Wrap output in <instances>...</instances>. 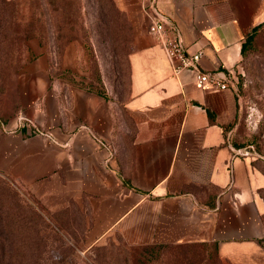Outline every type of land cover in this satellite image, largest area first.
I'll return each mask as SVG.
<instances>
[{
	"label": "crops",
	"instance_id": "crops-1",
	"mask_svg": "<svg viewBox=\"0 0 264 264\" xmlns=\"http://www.w3.org/2000/svg\"><path fill=\"white\" fill-rule=\"evenodd\" d=\"M115 3L133 25L122 103L81 88L61 98L39 83L16 115L32 125L0 122V175L66 224L84 253L202 245L231 264H264V173L226 131L237 93L175 73L148 31L152 5L202 52L200 69L232 71L264 0Z\"/></svg>",
	"mask_w": 264,
	"mask_h": 264
},
{
	"label": "rangeland",
	"instance_id": "rangeland-1",
	"mask_svg": "<svg viewBox=\"0 0 264 264\" xmlns=\"http://www.w3.org/2000/svg\"><path fill=\"white\" fill-rule=\"evenodd\" d=\"M132 27L115 0H0V120L15 118L39 83L61 98L81 88L122 103ZM250 39L232 69L238 114L226 131L264 171V20ZM33 70L47 77L32 78L27 73ZM0 179V191L10 186L39 213L29 216L35 224L29 228L15 221L20 200L0 198L10 207L0 206V264H231L216 248L202 245L135 248L128 255L116 254L117 247L94 246L84 253L83 240L66 224L53 222L13 179Z\"/></svg>",
	"mask_w": 264,
	"mask_h": 264
},
{
	"label": "built area",
	"instance_id": "built-area-1",
	"mask_svg": "<svg viewBox=\"0 0 264 264\" xmlns=\"http://www.w3.org/2000/svg\"><path fill=\"white\" fill-rule=\"evenodd\" d=\"M148 31L163 48L167 58L172 62L173 71L178 73L183 70H189L194 75L197 84L209 85L219 89L235 90V76L229 70L204 71L199 68L198 62L202 56L201 51L189 52L180 35L177 27L155 7L151 5ZM18 125L26 123L32 125L31 121L17 116ZM17 126V125H16ZM2 129L10 130L11 128L4 124ZM240 155H249V150L238 149Z\"/></svg>",
	"mask_w": 264,
	"mask_h": 264
},
{
	"label": "trees",
	"instance_id": "trees-1",
	"mask_svg": "<svg viewBox=\"0 0 264 264\" xmlns=\"http://www.w3.org/2000/svg\"><path fill=\"white\" fill-rule=\"evenodd\" d=\"M7 2V1H6ZM5 2V4L7 5L8 4V2L6 3ZM256 27H257V25L255 26V27H253L252 29H251V31L247 34V36H246V38H245V41L242 43V45H241V55H243L244 54V52L246 51V49H247V47H248V45H249V43H250V41H251V39H250V36H251V33H252V31L253 30H255L256 29ZM126 62H127V59H126ZM94 92V91H93ZM95 93H97V94H100V95H103V96H105V97H107V99H110L109 97H108V95H107V93H105V92H95ZM112 100V99H111ZM6 120H0V122H5ZM254 163H255V161H254ZM255 165H256V163H255ZM261 170V169H260ZM262 171V170H261ZM263 173H264V171H262ZM1 176V175H0ZM1 180V179H0ZM1 181H3V180H1ZM4 191L2 192V191H0V198H3L4 200H6V199H8V197H12V198H14L16 201H19L20 200V202L22 203V205H23V208H22V210L20 211V210H18L17 209V212H15V221L17 222V223H22V224H24V225H26L27 227H29V228H33V226H35V224H34V222H33V219H30L29 218V216L30 215H32V216H35V215H38L39 213L30 205V204H28V203H26L24 200H25V198H24V196L22 195V193L20 194L17 190H12L11 189V187L9 186L8 188H6V189H3ZM264 191V188H262L259 192H260V195H261V197L263 198V195H262V192ZM263 200H264V198H263ZM0 206H2V207H6L5 209H10V207L8 206V203H0ZM18 208V207H17ZM18 212H22L23 214L21 215L20 213H18ZM14 213H12L11 215H13ZM263 218H264V214H263V216H262V221H263ZM58 221V220H57ZM48 222V224L50 223V221H47ZM54 222V221H53ZM62 222V221H61ZM48 226V225H47ZM263 226H264V224H263ZM50 229H52V227H50ZM53 230V229H52ZM55 235H56V237H59L56 233H55V231H52ZM55 237V236H54ZM118 248V251L116 252V254H118L119 252L122 254V253H124V251H123V249L122 248H119V247H117Z\"/></svg>",
	"mask_w": 264,
	"mask_h": 264
}]
</instances>
